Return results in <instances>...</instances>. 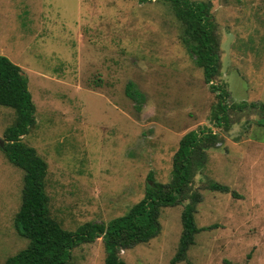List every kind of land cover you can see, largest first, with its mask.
Wrapping results in <instances>:
<instances>
[{
  "label": "rangeland",
  "instance_id": "obj_1",
  "mask_svg": "<svg viewBox=\"0 0 264 264\" xmlns=\"http://www.w3.org/2000/svg\"><path fill=\"white\" fill-rule=\"evenodd\" d=\"M206 3L220 41L227 102L264 104V0ZM184 26L169 1L0 0V54L20 66L35 104V125L22 136L47 162L52 216L74 230L109 221L141 199L149 171L171 176L183 134L207 126L219 136L192 188L202 194L187 259L175 264H264V112L229 111L214 123L217 101L187 52ZM132 80L140 111L124 94ZM15 112L0 105V138ZM227 185L229 192L208 184ZM23 171L0 150V264L27 245L14 226ZM185 203L164 207L160 233L121 250L126 264H170ZM101 238L72 249L69 264H104Z\"/></svg>",
  "mask_w": 264,
  "mask_h": 264
},
{
  "label": "trees",
  "instance_id": "obj_2",
  "mask_svg": "<svg viewBox=\"0 0 264 264\" xmlns=\"http://www.w3.org/2000/svg\"><path fill=\"white\" fill-rule=\"evenodd\" d=\"M150 0H139L144 3ZM169 1L174 14L183 26L181 41L202 71L203 81L215 93L214 123L227 128L229 111L259 109L258 102L228 103L230 92L217 81L220 74V41L215 24L206 3L194 0ZM124 94L140 111L145 96L137 84L129 80ZM0 105L12 108L15 118L0 138V150L5 158L23 171L20 205L14 215L17 233L28 242L25 247L8 256L3 264H69L72 249L79 244L92 243L101 238L104 264H126L119 257L126 250L156 237L161 230L160 214L164 207L185 203L181 211L182 229L177 250L170 264L187 259V251L195 241V235L207 227H197L194 212L202 194L192 188L194 175L207 162V149L213 148L219 136L207 126L192 129L182 135L172 156L171 176L167 182L158 181L149 171L145 178L144 192L140 200L127 211L109 221H86L74 230L62 227L50 210V198L46 192L47 162L36 149L22 140L36 123L35 104L28 89V78L20 66L0 54ZM264 125V122H259ZM210 190L229 192L227 185L211 182ZM224 264H240L224 260Z\"/></svg>",
  "mask_w": 264,
  "mask_h": 264
}]
</instances>
